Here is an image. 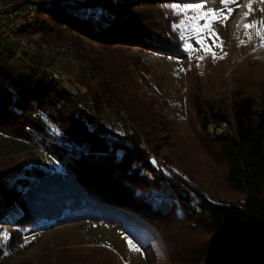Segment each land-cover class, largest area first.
Returning a JSON list of instances; mask_svg holds the SVG:
<instances>
[{
	"label": "trees",
	"instance_id": "16d2710c",
	"mask_svg": "<svg viewBox=\"0 0 264 264\" xmlns=\"http://www.w3.org/2000/svg\"><path fill=\"white\" fill-rule=\"evenodd\" d=\"M73 1L88 15L54 3L40 7L22 33L67 46L78 62L93 67L99 81L78 80L92 94L88 102L100 117L82 110L81 94L50 73L39 70L28 80L0 51V133L39 144L60 165L50 168L32 154L23 160L0 158V224L23 209L30 228L66 226L58 238L44 240L35 263L26 258L16 264H123L108 248L84 251L69 244V226L82 221L123 229L149 264H264V102L241 96L226 109L215 105L190 61L185 115L191 133L180 149L196 168L184 163L180 174L165 156L151 157L159 155L176 122L155 112L153 102L134 91L136 83L127 81L137 71L150 83L155 68L144 54L187 56L175 27L183 14L173 4L206 0ZM85 38L94 43L95 55L88 54ZM104 104L143 115V124L134 131L106 127ZM212 124H225L227 133L212 134ZM10 230L9 248L18 251L23 231Z\"/></svg>",
	"mask_w": 264,
	"mask_h": 264
},
{
	"label": "rangeland",
	"instance_id": "374dc122",
	"mask_svg": "<svg viewBox=\"0 0 264 264\" xmlns=\"http://www.w3.org/2000/svg\"><path fill=\"white\" fill-rule=\"evenodd\" d=\"M4 0H0V4ZM22 1V0H16ZM61 4L66 5L71 11L79 15H88L89 10L78 7V3L73 0H60ZM6 3V2H5ZM202 6V7H199ZM249 6L251 11H249ZM176 13L183 14L179 27L176 29L180 32L184 42V47L188 54L182 58H172L155 53L144 54V60L155 68L153 73L148 74L150 83L142 79L136 71L133 73L132 80L137 87L134 89L139 95L152 101L155 112L161 113L170 120L176 122L170 129L167 139L161 142L159 146V155L151 154L156 161L164 158L172 164V168L180 174L187 163L188 168H196L189 161L187 155L182 153L181 145L187 141L191 129L186 121L185 107L187 98V80L185 71L190 61H194L199 75L203 79V91L207 99L222 106L223 109L232 105L233 101L241 96H250L257 103L264 102V42L261 36L257 35V28H264V25L257 24L256 28H245L244 25L252 24L254 21H264V0H230L225 4L224 0H206L200 3H182L173 4ZM232 9L231 13H227V9ZM196 9V10H193ZM215 10L218 14L221 10L228 16L227 20L205 17L204 13ZM197 17V19H193ZM211 25L210 32L205 25ZM197 25L203 27V31L198 33L195 29ZM251 36V39H249ZM204 38L205 44L211 46V51L216 53V58L210 53L205 52L201 44L197 40ZM36 39H40L37 35ZM244 41L243 44L240 42ZM88 54L95 55L92 51L94 45L88 39H84ZM186 45H191L192 50H188ZM217 45H220L219 47ZM67 47V46H66ZM73 50V49H72ZM0 51H3L14 71L28 76L31 80L33 72H47L42 70L37 64H29L34 56H28L27 59L16 58L10 48L0 45ZM74 51V50H73ZM226 53V55H225ZM134 55L137 52L133 53ZM14 56V57H13ZM73 56V57H71ZM202 57V58H201ZM60 60L74 58L80 67L91 72H87L84 79L96 83L98 78H93L94 69L88 63L82 64L78 62L74 54L66 56L60 55ZM35 59V58H34ZM31 61V62H30ZM36 63V60H35ZM50 69L60 72L64 75L60 81L64 87L81 98L82 104L88 108L87 112L91 113L92 118L97 119L99 116L93 109L92 94L87 90L86 86L79 82L78 79L70 75L63 63L49 61L47 63ZM36 65V66H34ZM32 66V67H31ZM35 67V68H33ZM88 71V70H87ZM51 74V73H50ZM84 94H83V93ZM106 108L115 114V118L109 119L106 114ZM123 108V107H122ZM82 109V108H81ZM83 110V109H82ZM128 111V110H127ZM124 110L110 109L108 105H103V123L108 128H114L123 131V127L129 130H135L143 124L144 116L135 112ZM100 117V116H99ZM135 119V120H134ZM124 125V126H123ZM131 126V127H130ZM130 127V128H129ZM212 134L227 133L226 125L212 124L209 127ZM206 149L210 152L209 145ZM34 155L42 164L53 169H60V165L54 161L39 144L16 139L0 133V158L15 157L23 160L26 155ZM28 165L31 163L28 162ZM198 172L206 173L204 168H198ZM208 178L212 179L213 175L208 172ZM186 178L189 179L187 175ZM218 187H221L217 183ZM207 191V190H206ZM211 194L210 191H207ZM226 193V190L224 191ZM23 209L11 212L8 216L7 223L0 224V264H16L19 259L32 258L34 263L43 253V242L46 238H58L63 234V228L41 231L30 228L26 225L23 218ZM18 227L22 229L25 242L18 251L9 248L10 229ZM71 233L69 240L72 247L80 248L84 251L92 250L95 247H105L115 253L123 264H149L143 249L129 236L123 229L116 225L106 222L82 221L71 224L69 226ZM138 249V250H137Z\"/></svg>",
	"mask_w": 264,
	"mask_h": 264
},
{
	"label": "built area",
	"instance_id": "2783aa9c",
	"mask_svg": "<svg viewBox=\"0 0 264 264\" xmlns=\"http://www.w3.org/2000/svg\"><path fill=\"white\" fill-rule=\"evenodd\" d=\"M60 0H22L9 4H0V45L10 48L16 58L27 59L25 53L31 54L36 60V64L42 70H47L55 79L64 77L58 71L51 70L47 64L49 61L63 63L70 75L76 79L83 78L87 72H91L79 66L74 58L60 60V55H72L74 51L66 46H56L43 40L30 38L22 33V30L32 25L37 19V11L40 7H48ZM73 57V56H71ZM83 93V92H82ZM76 94H79L76 92ZM90 103V102H88ZM82 109L87 111L86 105ZM105 114L109 119L115 118V114L106 108ZM131 127V126H130ZM129 127V128H130ZM134 131L133 129H129Z\"/></svg>",
	"mask_w": 264,
	"mask_h": 264
},
{
	"label": "snow or ice",
	"instance_id": "6c2138e0",
	"mask_svg": "<svg viewBox=\"0 0 264 264\" xmlns=\"http://www.w3.org/2000/svg\"><path fill=\"white\" fill-rule=\"evenodd\" d=\"M230 0H224V3L227 4L229 3ZM199 7H202V6H199ZM193 10H196V9H193ZM232 9H227V13H231ZM249 11H251V7L249 6ZM205 17H212L214 20L217 19V17L219 16L221 19L223 20H227L228 19V16L224 13V10H221V12L218 14L215 10H210L208 12H205L204 13ZM193 19H197V17H193ZM257 24H261V25H264V21H254L252 24H247V25H244L245 28H256V25ZM176 27H179V25H177ZM203 27H206L210 32H212V28H211V25H205ZM203 27L197 25L196 27V31L198 33L202 32L203 31ZM257 31V35H260L261 36V39H262V42H264V28H257L256 29ZM249 39H251V36H249ZM197 43L201 44L202 47L204 48L205 52L207 53H210L213 58H216V53L215 52H212L211 51V46L210 45H206L205 44V41H204V38L201 37L200 39L197 40ZM241 44L244 43V41H241L240 42ZM218 47L220 45H217ZM186 47L188 48V50H192V46L191 45H186ZM226 55V53H225ZM202 58V57H201ZM138 250V249H137Z\"/></svg>",
	"mask_w": 264,
	"mask_h": 264
}]
</instances>
